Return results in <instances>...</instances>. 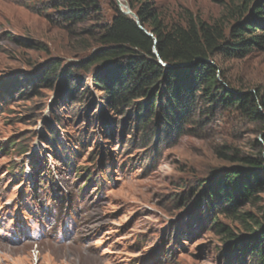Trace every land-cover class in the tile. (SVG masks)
<instances>
[{
  "label": "rangeland",
  "instance_id": "374dc122",
  "mask_svg": "<svg viewBox=\"0 0 264 264\" xmlns=\"http://www.w3.org/2000/svg\"><path fill=\"white\" fill-rule=\"evenodd\" d=\"M55 1L0 0V264H255L242 242L264 226V191L239 199L243 223L218 214L223 201L203 192L231 171L245 181L250 170L235 160L264 159V123L207 94L262 90L264 46L244 59L215 56L216 90L195 93L182 117L159 96L163 111L146 127V110L134 106L143 101L112 106L96 87L127 61L83 68L114 7L133 18L131 6L148 4L167 31L194 19L231 41L243 0H97L77 22L63 20ZM214 216L235 239L214 233Z\"/></svg>",
  "mask_w": 264,
  "mask_h": 264
},
{
  "label": "trees",
  "instance_id": "16d2710c",
  "mask_svg": "<svg viewBox=\"0 0 264 264\" xmlns=\"http://www.w3.org/2000/svg\"><path fill=\"white\" fill-rule=\"evenodd\" d=\"M260 3L259 1L252 7V13L247 14L249 0H243L240 8L242 11L238 10L241 23L231 30V41L226 39L221 28L194 19H190L184 27L176 26L167 31L148 4H143L136 10L130 7L139 24L114 7L115 15L111 23L99 27L96 42L101 49L90 57L83 68L88 72L94 66L105 68L120 60L127 61V66L120 65L118 72L110 76L105 74L109 80L107 86L103 80H95L96 87L102 88L110 96L112 106L129 107L143 101V105L134 106L140 113L146 110L145 117H140L139 113V120L143 119L146 127L151 123V117H157L158 112L163 111V107H158L159 96H162L168 112L182 117L192 108L195 93L207 94L216 90L219 70L211 62L215 56L223 54L228 58L244 59L252 49H262L264 3ZM96 5L97 0H56L54 3L55 7L65 12L61 15L62 19L70 22L82 21L85 13L94 10ZM257 31L260 33L254 35ZM57 68L58 64L55 63L50 66L52 72H56ZM207 95L211 103L236 108L253 121L264 123V88L256 95H235L229 91H223L220 99ZM14 145L15 143L11 144L9 148ZM235 162L250 170L242 176L245 181L239 180V171H231L216 181L218 188L206 186L203 193L212 200L223 201L222 205L217 206L218 214L243 223L250 216L238 213V202L240 199L241 203H248L251 197L264 191V159L243 157ZM64 163L67 164L68 161L65 160ZM69 170L81 177L78 169L75 170L70 165ZM91 178L92 175H88L86 182ZM230 189L239 198H235L229 192ZM211 227L215 234L227 241L236 238L218 222V216L213 217ZM255 231H259L258 238L243 241L242 245L254 254L255 264H264L263 224L255 225L250 232Z\"/></svg>",
  "mask_w": 264,
  "mask_h": 264
},
{
  "label": "water",
  "instance_id": "95a60500",
  "mask_svg": "<svg viewBox=\"0 0 264 264\" xmlns=\"http://www.w3.org/2000/svg\"><path fill=\"white\" fill-rule=\"evenodd\" d=\"M124 14H126V13H124ZM127 14H128V13H127ZM132 16H133L135 22H136L137 24H139V22H138V20L136 19V17H135L134 15H132Z\"/></svg>",
  "mask_w": 264,
  "mask_h": 264
}]
</instances>
